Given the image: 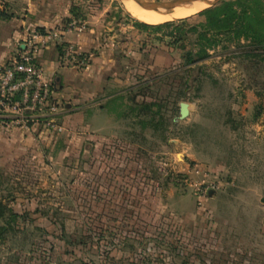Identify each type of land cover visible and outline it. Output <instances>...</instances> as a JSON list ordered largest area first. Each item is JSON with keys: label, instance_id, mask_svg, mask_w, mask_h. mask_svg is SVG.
<instances>
[{"label": "rangeland", "instance_id": "obj_1", "mask_svg": "<svg viewBox=\"0 0 264 264\" xmlns=\"http://www.w3.org/2000/svg\"><path fill=\"white\" fill-rule=\"evenodd\" d=\"M40 1L56 4L46 30L82 27L51 53L58 67L116 62L87 108L55 84L58 114L46 121L60 132L0 128V264H264V63L242 58L244 42L183 39L176 21L193 10L153 28L127 13L134 3ZM11 4L0 17L24 15L5 14ZM89 33L88 48L67 39ZM202 48L188 86L187 54Z\"/></svg>", "mask_w": 264, "mask_h": 264}, {"label": "built area", "instance_id": "obj_2", "mask_svg": "<svg viewBox=\"0 0 264 264\" xmlns=\"http://www.w3.org/2000/svg\"><path fill=\"white\" fill-rule=\"evenodd\" d=\"M59 30L26 28L17 43V53L9 62L0 64V128L27 123L36 127L44 122L48 130L60 132L58 126L46 121L48 117L58 114V103L54 97L55 82L52 76L46 75L39 60L43 53L59 47L64 34L80 33L82 27L72 21ZM74 53L73 46L63 49V59ZM23 114H27L24 118Z\"/></svg>", "mask_w": 264, "mask_h": 264}, {"label": "crops", "instance_id": "obj_3", "mask_svg": "<svg viewBox=\"0 0 264 264\" xmlns=\"http://www.w3.org/2000/svg\"><path fill=\"white\" fill-rule=\"evenodd\" d=\"M53 1V0H52ZM6 2H11V6L14 9H11L10 12L4 13L9 16L11 13L15 11H22L24 13L23 16L19 18L13 17H0V64H3L11 59V57L17 51V43L20 39V36L24 29L33 28V27H41L48 29L53 23L57 22L56 15L51 14L53 7L55 8L56 4L44 3L40 0H2V4H6ZM50 7V14L44 15V8ZM65 16V14H64ZM21 29V30H20ZM20 30V31H19ZM91 34H87L80 39L73 38L72 35L68 36L67 39L72 43H79L82 48L91 47L93 41L90 39ZM89 42V43H88ZM121 43V42H119ZM123 48L127 49L132 46V43L127 45L126 43H122ZM122 47V46H121ZM122 49V48H121ZM55 49H50L46 51L42 58L39 60L41 67L45 70L46 75L52 76L55 80L56 89L58 94L63 93H71L73 99V105H77L76 103H85L82 105L83 108H87L91 106L93 103L91 102L94 95H98L99 93H103L109 87L108 71L110 67L115 65V60L111 65V60H106L105 62H101L102 58L94 60V66L91 68L89 73H80L74 69H66L58 67L55 59L52 57V52ZM111 51V50H109ZM119 50L116 48L113 54H117ZM129 51V50H128ZM108 52V51H107ZM120 52H118L119 54ZM131 52H122V56H126L131 58ZM115 59V58H114ZM117 60V58H116ZM112 69V68H111ZM104 79L105 84L99 87V81ZM78 91V92H77ZM90 101V102H89ZM102 112V109H99ZM89 120L92 118V115H89ZM47 139V137H45ZM51 140L47 144H50Z\"/></svg>", "mask_w": 264, "mask_h": 264}, {"label": "trees", "instance_id": "obj_4", "mask_svg": "<svg viewBox=\"0 0 264 264\" xmlns=\"http://www.w3.org/2000/svg\"><path fill=\"white\" fill-rule=\"evenodd\" d=\"M197 18L203 19V24H190L192 19ZM176 23L188 27L182 34L183 39H187V36L191 34L197 38V42L207 45L208 48L222 41H232L237 46L244 42L246 46L243 47L245 51L242 58L264 63V0H222L213 7L189 18L177 20ZM172 25L173 23L169 22L147 27L158 28ZM187 40L189 41V38ZM206 57L205 48L197 53L187 54L185 67H193L189 70L191 80L186 81L188 86L190 83L197 82V78L194 77L196 73L194 67ZM260 202L264 206V195ZM13 216L18 215L13 213Z\"/></svg>", "mask_w": 264, "mask_h": 264}, {"label": "bare ground", "instance_id": "obj_5", "mask_svg": "<svg viewBox=\"0 0 264 264\" xmlns=\"http://www.w3.org/2000/svg\"><path fill=\"white\" fill-rule=\"evenodd\" d=\"M120 1L125 6L132 5L134 3L135 6H127L125 7V10L132 17L136 18L137 20L146 25H159L169 22L173 19L185 17L188 15L189 12L191 13L192 10L200 12L214 6L218 2V0H192L181 8H154L148 11L144 10V8L147 6V3L142 0H132L134 2H132L131 0Z\"/></svg>", "mask_w": 264, "mask_h": 264}, {"label": "water", "instance_id": "obj_6", "mask_svg": "<svg viewBox=\"0 0 264 264\" xmlns=\"http://www.w3.org/2000/svg\"><path fill=\"white\" fill-rule=\"evenodd\" d=\"M128 1V0H126ZM192 0H175L170 2H152L147 3V6L144 8V10H152L154 8H162V9H177L181 8L184 5L188 4ZM188 106L185 103H181L179 105V117L180 119H184L188 116ZM211 194V192L209 193Z\"/></svg>", "mask_w": 264, "mask_h": 264}]
</instances>
